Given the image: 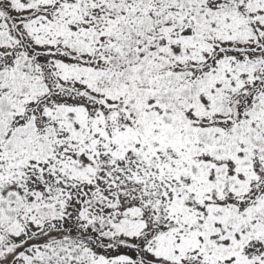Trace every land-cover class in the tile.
<instances>
[{
  "label": "snow or ice",
  "instance_id": "obj_1",
  "mask_svg": "<svg viewBox=\"0 0 264 264\" xmlns=\"http://www.w3.org/2000/svg\"><path fill=\"white\" fill-rule=\"evenodd\" d=\"M0 264H264V0H0Z\"/></svg>",
  "mask_w": 264,
  "mask_h": 264
}]
</instances>
